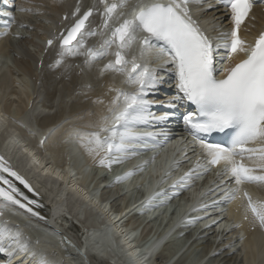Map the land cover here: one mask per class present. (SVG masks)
<instances>
[{
  "label": "snow or ice",
  "instance_id": "obj_1",
  "mask_svg": "<svg viewBox=\"0 0 264 264\" xmlns=\"http://www.w3.org/2000/svg\"><path fill=\"white\" fill-rule=\"evenodd\" d=\"M255 6L256 0H94L85 10L77 4L71 16L63 17L71 23L47 40L49 47L59 41L57 58L50 67H64L69 72L80 68L81 74L85 68H95L99 79L120 75L127 87L109 83L93 101L100 106L98 112L91 113L95 119L74 126L67 135L79 142L94 163L111 171L141 152L162 147L158 138L167 143L169 122L183 108V126L194 148L199 149L198 159L195 167L172 180L173 171L180 167V162H175L161 177L163 182L172 180L173 195H179V190L201 178L198 169L216 166L220 181L209 192L218 190L219 200L193 211L207 212L219 201L239 200L243 219L264 229V200L254 199L245 187H264V30L252 43L241 35L242 26L256 19L252 15ZM43 7L41 3L18 10L42 15ZM221 9L231 27L222 30V25L218 28L213 23L212 35L204 25L219 21L215 13ZM208 11L213 13L211 21L201 16ZM7 15L14 20L13 13ZM97 16L100 21L93 27ZM10 31L11 24H7L0 35L7 36ZM91 37L102 39L93 45ZM238 56L243 58L235 60ZM77 57L83 58V67L67 63ZM103 60L107 62L101 66ZM165 77L175 91L161 99ZM87 88L93 90L90 84ZM214 134L219 138L214 139ZM155 159L118 175L116 182L129 180ZM161 196L168 193L154 194L147 206ZM41 206L39 190L0 154V256L4 257L0 264H54L40 248L41 239H33L10 219L20 215L47 222L36 210ZM201 219L192 217L186 223Z\"/></svg>",
  "mask_w": 264,
  "mask_h": 264
},
{
  "label": "bare ground",
  "instance_id": "obj_2",
  "mask_svg": "<svg viewBox=\"0 0 264 264\" xmlns=\"http://www.w3.org/2000/svg\"><path fill=\"white\" fill-rule=\"evenodd\" d=\"M32 1H34L36 4L40 3V2L47 3L49 5L50 10L60 8V6L56 3H54L52 0H32ZM87 6H89V5L88 4L83 5L82 10H85ZM26 13L30 14V12H26ZM27 16L28 15H22L21 17L28 18ZM206 16L210 17V14L206 15ZM45 19H47V18H45ZM60 19H61V15L58 18L55 17V23L53 24V26L51 23L48 24L49 26H52L49 29L48 33L42 34L41 36L38 37L37 40L30 39L26 35L21 36L22 37L21 43L26 44L28 46H33L36 48V50L38 48V50H37L38 53H37V56L35 57L36 59H34L33 57L30 56V60L32 62H35V65L40 60H42V58H43V55H44L43 46L45 45L46 41L48 39H52L53 37L58 35L60 30H62L63 28H65L66 25L71 23L70 20L63 23ZM224 20H225L224 21L225 23L228 22L226 19H224ZM47 22L48 21H46V23ZM21 24H24V23H20V24L12 23L11 24V28H12V26H16L15 34L18 32L20 34H23V33L27 34L28 33V34H32L33 36H35L34 33H32V32L29 33V31H27V30H18L17 31V27H19L20 29L22 28V27H20ZM93 27H94V25H93ZM12 37H15V36L10 32L9 35H7L4 38H1L0 39V47L3 46L5 48L8 45H10L11 41L13 40ZM1 49L2 48H0V50ZM5 57H7L9 59L7 62H10V60H12L11 53L9 51H7V49H3L2 51H0V74L2 72H4V74H7L4 78L2 77L3 75L0 76V94L2 93L1 92L2 88L5 90H10V93L8 94V96L6 98H5V96H1V98H0V99L5 101L2 105L0 103V110L2 109L4 111V114H2V112L0 111V121H7L8 125H9V127H8L9 131H11L12 129L16 130L18 132V134H16L15 136H18L19 140L16 138L8 139L9 136H8V128H7L6 136H2V135L0 136L1 139H4V138H5V140L8 139L6 141L4 140V143L1 145L3 150H6L11 156L16 154V153L18 155L19 152L26 154L25 156H27L29 154H31V155L33 154V157H35V160H33L31 158V161H33V162L38 161L39 163L35 162L36 165H34V163L31 162L32 167L35 168L37 170V172L40 171V173L43 174V176L47 177L48 180L51 181V183H52L51 188H54V189L57 188L58 190L60 189V191L63 190V191L68 193L66 198H70L72 200L78 201L81 204H86L87 208H90V211H89L90 214H92L94 211L97 212V214L94 213V215H92V216L90 215L89 218L96 217V215L97 216L99 215L103 224L108 223L111 227L114 228L113 229L114 233L118 234L120 236V237H118L119 239H117V241L122 246L121 248L125 250V252H126L125 254L129 255L131 257L132 256L135 257L136 264H145V262H144L145 258L144 257H148L147 254H145L144 256H141V255H139L140 253L138 254V252H139V250H141L142 244L144 242H146L147 239H149V237H150V236H148V234L150 232L147 233L146 228L150 227V225L152 224V229L154 228L155 230H159L158 228H161L163 226L164 223L162 225L157 224V223L158 222L160 223L163 220L162 212L164 210L163 209L164 206H161L155 210H153V209L147 210V209H144V207L141 208V206H136L145 196H148L147 195L148 193L143 195L142 190H141L143 187V183H145V181H143L141 179V176L145 174V170L140 171L137 176H134V178L132 179V183H129V186L127 188L128 189L131 188L132 192L126 193L125 191H123V189H121V186L131 179L127 180L124 183H116V184L115 183H109V181L111 180V178L114 175L113 173L116 172L115 170H117V169L119 170L121 168L124 170L125 169L126 170H128V169L135 170L136 169L135 165H136L138 159H136V157H135L133 159L126 161L123 164H118L117 167H119V168H115L114 170L112 168L111 171H109L106 168L99 167L96 163H94L92 157L89 156L87 151L79 144V142L74 137H69L67 135V133L74 126H82L85 123H87L89 120L95 119V117L92 116L91 113L98 112L100 110V106H97L94 103H91V105H90V103H86V102L82 103L83 101H81V100H83L85 96L80 95L78 93H77L78 96H75L76 93L74 90H76V89L73 88L74 90L72 89L73 90L72 91L69 88L72 92L75 93L74 98L77 100V102L74 101L75 103H74V105H72L74 107H72L71 105L70 106L72 108H75V106H76V108H80V110L87 109V111L85 113L81 114L74 122H72V121H70V117H65L64 114H61L60 116L51 115L52 114V112H51L52 107H48L47 113H49V115L46 116L43 114H39V115L37 114V118H36V113L38 111L39 106L36 107L38 99L36 97L35 82H33L30 75L27 72H25L23 69H22V71L18 70L19 72H21L20 75L14 73L13 69L10 66H8V64L6 65V63L4 61H2V59ZM238 58L239 57H235L234 59L237 60ZM108 59H111V57H109ZM106 62H107V60H105L104 62L101 61L100 62L101 66L103 63H106ZM33 64L34 63H32L31 66ZM25 67H27V66H25ZM85 72H89V70L87 68H85L84 72L82 74H79V75L74 74V76L77 77L76 81H77V79L79 80V77L81 75H83ZM93 75L97 76V71L95 73H93ZM68 76H70V75H68ZM8 78H9V83L6 84ZM80 78H82V77H80ZM109 78H113L115 81H113V80L111 81ZM68 79H69V77H68ZM85 79H87L86 80V82H87L88 78L85 77L83 79V81H85ZM89 79H90V77H89ZM91 79H92V77H91ZM105 79H106V83H107L106 85L114 82L118 87H127L126 85H123L121 83L123 77L120 75L113 76L111 74H108V76H106ZM72 80H71V83H72ZM95 80L92 81V83L95 84ZM88 82H89V84L91 83L90 81H88ZM96 82H98V80ZM92 83H91V85H92ZM27 84L31 85V88L29 86H27ZM45 84L46 83H44V87L47 86ZM54 84H55V82H54ZM80 84H83V83L79 82L78 85H80ZM94 84H93V86H94ZM67 85H68V83H67ZM67 85H65V87H67ZM75 85H77V83H75ZM85 85H88V84L85 83ZM99 85H97L98 89H97V87L94 86L93 93H94V91H96L95 88L97 90H100V88L102 89V86H99ZM56 86H61V83H57ZM80 86H84V85H80ZM80 86H78V87H80ZM50 87H52V86L50 85ZM65 87H64V89H65ZM78 87H76V88L78 89ZM103 87H105V86H103ZM58 88H60V87H58ZM58 88L56 89V91L58 90ZM82 88L85 89V87H82ZM82 88H79V90H81V92L83 91ZM45 90H47V89L45 88L44 91ZM85 90H87V89H85ZM85 90H84V93H85ZM76 91H78V90H76ZM67 92H65V93L67 94ZM52 93L54 94V91ZM59 93H57V94H59ZM70 93L71 92L68 93V98H69ZM90 93L93 94L92 92H90ZM55 94H56V92H55ZM96 95L97 94L94 93L93 96H96ZM98 95H100V94H98ZM79 96H80V98H79ZM72 97H73V95H72ZM96 98L97 97H94L92 99L89 98V100L94 101ZM56 99H57V97H56ZM72 99L73 98H70L69 100L72 101ZM75 99H73V100H75ZM59 101H62V100H59ZM13 102H16L17 105L14 104ZM57 102L58 101H56V104H57ZM63 102H61V103H63ZM61 103H60V105H61ZM58 104H59V102H58ZM63 104H65V103H63ZM30 106H32L31 110H29ZM63 106H65V105H63ZM66 107L67 106L62 107L61 110H63V108L65 109ZM71 110H73V109H71ZM23 113L30 114L32 119L36 120L35 125L31 126L28 123V121L26 120L27 119L26 117H25L26 119L24 120L23 116H22ZM74 113L75 112H73V114ZM70 114H72V113H70ZM4 116H6L8 118V120H5ZM39 117L41 118L40 122L38 121ZM62 119L64 121H66V124L64 125L62 123L63 124L62 127H61V124H59V126L57 128H55V126L58 123H61ZM9 122H13V123L16 122L17 127L12 126ZM40 126H41V129L39 128ZM10 137H12V136H10ZM46 137H47V139L45 140ZM42 140H45V143L41 144V147H40V143ZM7 141H8V144L5 145V143H7ZM22 141H25L26 143H28V145L23 146ZM67 142L69 144H67ZM19 143H20V145H19ZM16 145H17V147H16ZM68 145H69V147H67ZM69 148H73V149L71 151L70 150L68 151ZM25 149H27V151H25ZM64 151L68 155V160H64L65 159ZM79 152L81 155H83L85 157V159H84L85 165L90 170H92V172L94 174L92 176V179H91L89 184H86V182L82 181L81 173L79 171L75 170V168H74L75 165H74V163L72 164V161H73L72 157L70 158V156L79 154ZM46 156H50V158L48 160H50L51 163L48 164V161L44 162L46 160ZM142 156H144V155H142ZM37 164H39V168H38ZM19 168H20L22 173H24V171L27 170L26 164L18 166V169ZM71 175H74V176H71ZM175 179H172V180H175ZM48 180H46V181H48ZM172 180H168V182L169 181L172 182ZM164 185L165 184H162L160 186V188L164 187ZM34 186L37 187L38 186L37 183H35ZM40 186H46V184L42 180H40ZM89 187H93L92 190L95 189V191L100 189L99 198H94V196L91 197V195L95 191L94 192L89 191ZM44 189H45V187H44ZM262 189H264V187H262ZM192 190L191 189L188 190L185 194H183V197H180V196L175 197L174 200L172 201L173 204H176V203L179 204L180 202H187L186 198L189 195H191V193H193ZM189 191H191V192H189ZM60 193H58L57 195L55 194V199H58V197H59L58 195ZM199 193H200V191L198 192V194ZM140 194H142V196H140V201H136V199L131 200L132 196H134L133 198H135V195L137 197V195L139 196ZM168 195H170V193H168ZM42 198L43 197L41 195L42 208L38 211L40 213H42V216L45 217L47 220L51 213L47 214L45 212V208L47 206L43 205ZM164 198H166V197H164ZM188 202H190V201H188ZM54 205H55V203L52 202L51 208H53ZM56 205H57V203H56ZM171 205L167 206L165 208L166 209L172 208ZM232 207H235V203L230 204L228 206L227 211L225 212V216H227L228 218H230V217L236 218L237 217L236 215L231 213ZM112 208H117L118 210L117 209L113 210ZM157 212L160 213V216H159L160 220L155 218L152 221H148V219L150 217L153 218L152 215H157ZM17 216L24 218L23 216H20V215H17ZM173 217H174V214H172V218L167 219L169 222L165 225L164 229L162 230L163 232L161 231V232H159L158 235L150 237L149 241L151 242L153 240V242L150 245L151 247L148 249L149 250L148 253L150 252V250L152 248L154 250V248L157 247L156 245L160 242L161 237L163 236V233L167 230V227L172 222ZM115 220H118V221L115 223ZM156 220H158V222ZM51 221H53V217H52ZM213 221H214L213 219H207L205 222L198 223L197 225L194 226V228L192 230H189L192 233L186 232L187 237L188 238L197 237L198 233L204 227L210 225L211 223L213 224ZM146 222H147V224H146ZM17 223L21 225V227L24 229V231L26 233L28 232L29 228L26 226H23V222L19 218H17ZM65 223H67V222H65ZM241 224H243V223H241ZM83 225H82V229L84 228L87 231V229L89 227H86L85 221H84ZM57 226L60 229L63 228L64 222H62L61 224H58ZM228 228H230L228 223L224 222L220 226H217L216 228L212 229V230H214L213 235L210 236V241L207 243V245L205 246V248L203 250L204 253L201 252L203 254L202 259H205V258H207L213 254H216V256H217L218 254H220L221 249H223L225 247H229L228 245H230L231 243L232 244L236 243V242H232V240L234 239L233 238L234 235H231V234L224 235V238H225V236H227V240H225L224 242L221 241L220 243H218V240H220L221 235L223 233L226 234V230ZM47 229H50V228L48 227ZM187 231H188V229H187ZM47 232L49 233L48 234L49 237L47 236L48 238H50L51 236L54 238H57L53 235L54 232H52L53 234L50 231H47ZM78 232H80V230H78ZM138 232H139V237L136 238V241L134 240V241L130 242L129 235L133 234V233H138ZM204 232H206V231H204ZM177 233H180V230L178 232H176L175 234H177ZM237 233H239L241 236H243V239H242L239 246L243 247L240 249L243 252L244 263L245 264H260V263H262L264 261V238L261 237L257 232H254V233L246 232V229L244 227L239 229L237 231ZM44 236H46V235H44ZM58 239H60L59 236H58ZM180 240L175 239V241H176L175 248H179L182 245V241H180ZM243 240H244V242H243ZM175 241H173V237H171L169 242H167L164 246L161 247L159 254L155 257V259L153 261L151 260V262L148 264H167L171 259H173V257H174V254H173L174 251L173 250H174ZM227 242H228V244H227ZM258 242H259V246H257ZM221 243H222V245L218 249V246ZM236 244H238V243H236ZM194 245L196 247L195 243H194ZM191 247L194 248L193 245ZM189 249H191L190 246H189ZM197 249H200V248H197ZM230 249H232V247H230ZM192 251H190V254L192 253ZM229 252H230V250L224 251V255H222V252H221L220 257H222V259H223V257L224 258L227 257L228 256L227 254ZM194 253H195V251H194ZM191 255L186 257V260H188V262H189V260L193 259L190 257ZM260 255H261V257L259 259L261 261L259 263H256L255 262L256 258H257V256H260ZM104 256H106V255H104ZM214 256H212L213 262L217 261V259H219V258H217L218 256L217 257L216 256L214 257ZM158 257L163 258V261L160 262L161 259L159 258L160 261L158 262L156 260V258H158ZM193 257H195V256H193ZM63 258L64 257L62 255V253L60 252L59 259H63ZM82 259L83 258L78 256V261L76 259L73 260L70 258H67L66 261L69 263L72 261V264H80V260H82ZM88 259H89L90 264H94L97 261L94 258L92 260L90 257ZM114 260H115V257H114ZM186 260L181 261V259H180L179 264H185L187 262ZM109 261H113L111 259V257H110ZM98 264H100V263H98ZM107 264H111V263L107 262ZM176 264H178V263H176ZM206 264H208V263H206Z\"/></svg>",
  "mask_w": 264,
  "mask_h": 264
},
{
  "label": "water",
  "instance_id": "obj_3",
  "mask_svg": "<svg viewBox=\"0 0 264 264\" xmlns=\"http://www.w3.org/2000/svg\"><path fill=\"white\" fill-rule=\"evenodd\" d=\"M73 148H69L68 151L72 150ZM72 157V162L74 163V165L76 166L77 170L80 171L81 173V177H82V181L86 182V184H89V182L92 179V176L94 175L92 170H90L88 167L84 166L85 165V161L83 156L80 154H76V155H72L70 156V158ZM168 165H169V161L167 158H163V160L159 163H155L153 165H151L150 167H148L145 171V174L141 176V179L143 181H145V183H143V187H142V194L145 195L147 194L152 195V193L156 190L157 187V183L159 181V179L164 176L165 172L168 170ZM119 172H115V175H118ZM114 177V175H113ZM129 183H132V180H129L128 182L124 183L121 186V189H123V191L125 192H132L131 188H127L129 186ZM51 186V185H50ZM53 189V188H51ZM94 192V191H93ZM94 196V198H98V192H94L91 197ZM134 196H132V199ZM199 199V196H195L193 201H197ZM74 213L75 216L78 217L80 220H82L83 222L85 221V225L86 227H89L91 229H94L92 231V234L90 235V237L86 240V249L90 250L91 252L97 254L98 256L102 257L103 259L106 260H110V257L113 261H110L114 264H136L135 262V257H131L129 255H126L125 250L122 249L121 245L118 244L117 240H116V234L114 233V230L112 227H110L109 225H107L106 223L103 224L100 216L96 215V217H90V215H94L97 214V212H93L92 214L89 213L90 208H87V205L85 204H79L78 206L74 207ZM189 208L185 205H180V206H175L172 208H168L163 210V220L162 222H158L159 224H163L165 223V220L167 219V217L169 216V214H174L173 220L172 222L168 225L167 230L163 233V236L161 237L160 242L156 245L157 247L153 248L150 250V252L148 253V249L151 247L150 245L152 244L153 241H148L149 243L145 242L143 243L141 250H139L138 254L141 256H144L145 254H147L148 256V261L151 262V260H153L155 258L156 255H158L161 246L164 242L167 241V239H169L171 233L177 229V227L179 226V222L180 220L183 218L184 215H186V213H188ZM157 223V224H158ZM162 228V227H161ZM160 229V228H158ZM155 230V229H154ZM139 237V232L138 233H133L129 235V239L130 241H136V238ZM145 244V245H144ZM181 248L182 245L177 248V252L180 253L181 252ZM143 251V252H142ZM137 254V255H138ZM106 255V256H104ZM115 257V260H114ZM146 258V257H144ZM203 264V262L199 259V258H193L191 260H189V262L187 264Z\"/></svg>",
  "mask_w": 264,
  "mask_h": 264
},
{
  "label": "rangeland",
  "instance_id": "obj_4",
  "mask_svg": "<svg viewBox=\"0 0 264 264\" xmlns=\"http://www.w3.org/2000/svg\"><path fill=\"white\" fill-rule=\"evenodd\" d=\"M45 18H47V17L44 16V15H38L36 18H33V21H34V22H33V27H34V28H43V27H45L46 24H47L46 21H49L48 18H47V19H45ZM27 46H28V45H27ZM28 47H33V46H28ZM33 49L36 50L35 47H33ZM37 50H38V48H37ZM30 51H32V50L30 49ZM37 53H38V52H37ZM37 53H36L35 55H31V57H33L34 59H36L35 57L37 56ZM5 59H8V58L5 57V58L2 59V61H4ZM8 60H9V59H8ZM25 63H26V62H21V61H20V62H17V61H15V62H14V65L18 66V67H17V70L22 71L23 68H25V69H29V68H27L28 65H27V67H25V66H26ZM33 63L35 64V62H33ZM29 65L31 66V64H29ZM19 66H20V67H19ZM20 73H21V72H20ZM73 73H74V72H73ZM73 73H71V74L69 73V75L72 76ZM74 74H75V73H74ZM75 75H76V74H75ZM70 76H67V79L65 80V81H66V82H65L66 84H64V86L67 85V83H68V85H67V87H65L64 93H61V92H60L61 94L59 93V88H58V87H60V86H56V87L58 88V90H57L58 92L56 91L57 88H56L55 86L50 87V85H49V86H45V87H44V83L42 84V85H43L42 88H43V90L46 88L47 90L50 91V93H52V92L54 91V94H55V92H56V97H57L56 101L59 102V104H58V102H57L56 105H58L57 107H58V109H60L59 111H62V110H61L62 107L67 106L65 109L70 110L69 112L73 114V110L76 108V106H75V108H72V107H74V106H72V105H74V103L77 102V100L74 98V94L76 93L75 96H78L77 93H78V94H83L85 89H87V90H85V92H88L89 90H88V88H87V85H85V83L89 85V82H88V81H90V82L92 83V81H94L95 79H93L94 77H92V76H89L90 79H89L88 76H85V77L88 78V81H87V82H86L87 79H85V81H83L84 78H83V79H79V80L77 79V81H76V79H73V80H72L71 78L68 79V77H70ZM91 77H92V79H91ZM70 79L72 80V83H71V80H70ZM96 81H97V80H95V84L97 83L96 85H95L94 83H92V85H91V83H90V85L92 86V89L94 88V86L97 87V89H98V86H97V85L100 84L99 86H102V89H103V90H102V89L100 88V90H101L102 92L99 93V94L101 95V94L103 93V91L105 90V89H104L105 87H103L104 85H101V82H99V81L96 82ZM54 82H55V81H54ZM54 82H52V85H55V84H56V82H55V84H54ZM79 82H80V83L82 82L83 84H80V85H84V86H80V85H78ZM75 83H77V85H75ZM93 84H94V86H93ZM45 85H47V84H45ZM78 86H80V87H78ZM76 87H78V89H77ZM82 87H85V89L82 88ZM48 88H49V89H48ZM69 88H70L71 90L74 88V89H76V90H78V91H76V90L73 89V90L75 91V93H74V92H72L73 90L71 91ZM79 88H82L83 91L81 92V90H79ZM67 89H68L69 91H68ZM97 89L95 88L96 91H100V90H97ZM47 90H45V91H47ZM66 90H67L68 92H67ZM93 90H94V89H93ZM93 90H92V91H93ZM45 91H44V92H45ZM65 92H67V94H66ZM69 92H71V93H70L71 95L69 94V98H68V93H69ZM57 93H59V94H57ZM92 93H93V92H92ZM65 94H66V95H65ZM90 94H91V93H89V94L87 93L88 96H87V95H86V96H87L88 98L85 99L86 101H85V100H81V101H83L82 103L86 102V103H90V105H91V103H93V101L89 100V98L92 99L94 93L91 94L92 96H91ZM62 95H63V96H62ZM72 95H73V97H72ZM100 95H99V96H100ZM70 96H71V97H70ZM65 97H66V98H65ZM61 98H62V99H61ZM70 98H73V99H75V100L72 99V101H71V100H69ZM79 98H80V96H79ZM79 98H78V99H79ZM63 99H64V100H63ZM59 100H62V101H59ZM63 101H64V102H63ZM69 101H70V102H69ZM74 101H75V102H74ZM89 101H90V102H89ZM61 102L65 103V104H63V103H61ZM67 102H68V103H67ZM71 102H72V103H71ZM13 103L17 105L16 102H13ZM60 103H61L62 106L60 105ZM66 103H67V104H66ZM68 104H69V105H68ZM63 105H65V106H63ZM70 105H71L72 107H71ZM59 106H60V107H59ZM68 107H69V108H68ZM71 109H73V110H71ZM77 109L80 110V108H77ZM63 110H64V108H63ZM72 114H71V115H72ZM40 120H41V119H40ZM39 128L41 129V126H40ZM67 144H69V143L67 142ZM67 147H69V145H68ZM64 154H65V159H64V160H68V155H67V153H66L65 151H64ZM135 196H136V195H135ZM132 213H133V212H132ZM83 230H85V229L83 228ZM209 238H210V236H208V237L205 239V242H204L203 244H200V242L195 243V244H196V247L199 245L197 248H200V249H197V248L195 247L194 244H192V245L194 246V248H192V247H191L192 245H190V248H191L192 250H193V249H194V250L192 251V250L189 249V247H188V250H186V252H185V254H184V257L186 258L187 256L191 255L192 253H193V254H192L191 256H193V255H197V256H199V257H202V256H203L202 253H204L203 250H204L205 246L207 245V243L209 242ZM225 238L227 239V236H225ZM243 242H244V240H243ZM227 244H228V242H227ZM227 244H226V245H227ZM233 244H234V245H238V244H236V243H233ZM221 245H222V243L218 246V249L221 247ZM196 249H197V250H196ZM201 249H202V250H201ZM190 251H192L191 254H190ZM194 251H195V253H194ZM198 251H199V252H198ZM201 252H202V253H201ZM221 252H222V255H224V250L221 251ZM221 252H220V254L217 255L218 257L215 255V256H216L217 258H219V259H217V261L213 262V264H240V263H236V260L239 258V256L242 255L243 252H242V253H241V252H238V254H236V255H234V254L231 255V256L228 255V256L225 257V258L223 257V259H222V257H220V256H221ZM200 253H201V254H200ZM215 256H214V257H215ZM73 258H75V257H73ZM160 259L163 261V258H160ZM157 261H158V260H157ZM184 261H185V260H184ZM186 261H188V260H186ZM158 262H159V261H158ZM207 263H208V264H211L212 262H211V261H208ZM241 263H242V264H245V263H244V258H243V261H241Z\"/></svg>",
  "mask_w": 264,
  "mask_h": 264
}]
</instances>
